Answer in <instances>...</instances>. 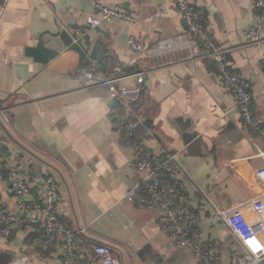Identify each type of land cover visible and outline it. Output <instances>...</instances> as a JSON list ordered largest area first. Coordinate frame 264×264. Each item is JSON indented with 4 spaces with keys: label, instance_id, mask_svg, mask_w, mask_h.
<instances>
[{
    "label": "crops",
    "instance_id": "obj_1",
    "mask_svg": "<svg viewBox=\"0 0 264 264\" xmlns=\"http://www.w3.org/2000/svg\"><path fill=\"white\" fill-rule=\"evenodd\" d=\"M191 1L214 41L230 50L231 71L250 83L251 112L264 128V41L257 48L243 36L256 0ZM98 4L121 6L134 20L93 28L87 16L99 13ZM65 27L74 41L57 57L43 62L28 51L46 32ZM185 29L174 0H0V110L11 115L0 120L9 157L0 165V202L22 220L9 238L0 236V264L22 255L30 264H60L63 257L61 240L45 247L44 230L29 223L21 198L9 193L12 163L33 170L34 187L55 178L61 198L54 216L85 229L77 241L81 264H101L98 244L108 245L122 264H198L192 247L163 232L159 210L126 199L142 172L120 126L135 114L145 119L137 135L154 155L179 154L197 234L219 244V264H235L234 252L246 248L226 223L212 219L215 207L249 204L243 211L258 238L251 244L264 245V187L257 177L264 159L256 147L264 151V132L246 127L212 58L167 63L168 57L146 53ZM132 39L141 47H132ZM94 63L104 80L84 82ZM139 75L145 76L143 92L126 108L111 87H134Z\"/></svg>",
    "mask_w": 264,
    "mask_h": 264
},
{
    "label": "built area",
    "instance_id": "obj_2",
    "mask_svg": "<svg viewBox=\"0 0 264 264\" xmlns=\"http://www.w3.org/2000/svg\"><path fill=\"white\" fill-rule=\"evenodd\" d=\"M174 3L186 26L185 32L160 39L146 50L147 55L150 58L168 57L167 63L212 58L221 81L237 99V108L244 118L246 127L253 131L264 132L263 126L255 120L251 112L253 93L250 83L230 69V50L214 41L209 30L202 23L200 11L191 0H174ZM97 7L99 8L97 15L87 16V23L93 28L115 19L134 20V16L121 6L98 4ZM255 8L254 22L251 27L244 30L243 36L247 42L260 48L264 41V0H256ZM130 45L134 48L141 47L137 39H132ZM100 77V70L95 63L82 74L84 82ZM144 83L145 76L139 75L134 87L119 90L111 88L122 100L123 106L130 108L141 96ZM10 119L11 115L7 109L0 110V120L10 121ZM144 123V117L135 114L121 127L125 128L127 136L131 137L137 154L135 165L142 172L140 181L127 192L126 199L140 208L159 210V225L163 232L171 236L178 246L192 247L199 257L198 264H219V244L214 240L205 241L197 234L198 217L185 197L181 175L186 169L179 154H168L163 158L154 155L145 140L137 135ZM6 145L5 134L0 128V165L6 164L9 159ZM256 147L264 159V151L257 144ZM7 172L10 181L8 191L21 198L20 211L28 215L31 225H36L45 232L41 239L42 244L49 247L61 240L63 257L60 264H81L77 241L85 233V229L76 231L54 216L56 204L61 198L55 178L49 175L42 185L34 187L33 170L23 171L20 164L12 163L7 166ZM257 177L264 187V166L257 171ZM246 206L249 204H237L227 209L215 207L212 219L226 223L244 244L246 248L244 252L238 250L234 252L235 264H264V245L254 247L250 241L253 236L255 239L258 238L252 224L245 218L243 208ZM21 221L18 214L8 213L0 202L1 237L9 238L16 226H21ZM94 253L99 256L101 264H122L115 252L106 244L96 245ZM8 264H30V260L28 256L22 255Z\"/></svg>",
    "mask_w": 264,
    "mask_h": 264
},
{
    "label": "water",
    "instance_id": "obj_3",
    "mask_svg": "<svg viewBox=\"0 0 264 264\" xmlns=\"http://www.w3.org/2000/svg\"><path fill=\"white\" fill-rule=\"evenodd\" d=\"M69 27L74 28L72 26ZM73 41L74 36L70 33V30L66 27L60 28L56 32L43 34L39 38L37 45L29 48L28 51L35 57L42 58L43 62H48L62 53L66 47L72 45ZM119 104L120 101L118 100L113 104V107L116 108ZM112 115H116V112H113ZM2 125L4 124L2 123Z\"/></svg>",
    "mask_w": 264,
    "mask_h": 264
},
{
    "label": "trees",
    "instance_id": "obj_4",
    "mask_svg": "<svg viewBox=\"0 0 264 264\" xmlns=\"http://www.w3.org/2000/svg\"><path fill=\"white\" fill-rule=\"evenodd\" d=\"M122 125H123V124H121V126H120V131H121L123 137H124V136H125L126 138L128 137V139L130 140L131 137L127 136V130H126L125 128H121ZM118 127H119V126H117V128H118Z\"/></svg>",
    "mask_w": 264,
    "mask_h": 264
}]
</instances>
